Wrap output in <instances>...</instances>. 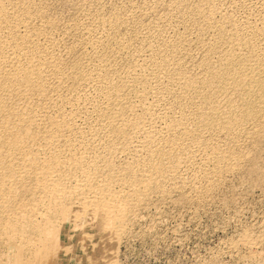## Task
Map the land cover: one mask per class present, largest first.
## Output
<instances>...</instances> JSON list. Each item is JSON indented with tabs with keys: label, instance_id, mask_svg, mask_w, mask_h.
Returning a JSON list of instances; mask_svg holds the SVG:
<instances>
[{
	"label": "rangeland",
	"instance_id": "1",
	"mask_svg": "<svg viewBox=\"0 0 264 264\" xmlns=\"http://www.w3.org/2000/svg\"><path fill=\"white\" fill-rule=\"evenodd\" d=\"M0 264H264V0H0Z\"/></svg>",
	"mask_w": 264,
	"mask_h": 264
}]
</instances>
